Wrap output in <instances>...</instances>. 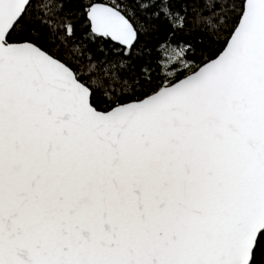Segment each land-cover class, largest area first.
Here are the masks:
<instances>
[{
    "label": "snow or ice",
    "instance_id": "6c2138e0",
    "mask_svg": "<svg viewBox=\"0 0 264 264\" xmlns=\"http://www.w3.org/2000/svg\"><path fill=\"white\" fill-rule=\"evenodd\" d=\"M0 264H264V0H0Z\"/></svg>",
    "mask_w": 264,
    "mask_h": 264
}]
</instances>
